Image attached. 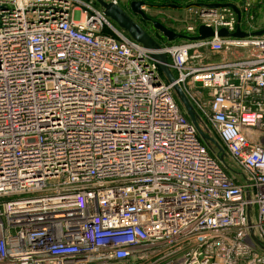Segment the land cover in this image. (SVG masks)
Returning a JSON list of instances; mask_svg holds the SVG:
<instances>
[{"label": "built area", "instance_id": "obj_1", "mask_svg": "<svg viewBox=\"0 0 264 264\" xmlns=\"http://www.w3.org/2000/svg\"><path fill=\"white\" fill-rule=\"evenodd\" d=\"M253 2H189L187 38L155 36L221 159L155 51L102 6L0 0V264H264V32L252 34L264 28ZM211 3L235 4L241 19ZM201 25L215 35L191 38ZM238 26L249 35H218Z\"/></svg>", "mask_w": 264, "mask_h": 264}, {"label": "water", "instance_id": "obj_2", "mask_svg": "<svg viewBox=\"0 0 264 264\" xmlns=\"http://www.w3.org/2000/svg\"><path fill=\"white\" fill-rule=\"evenodd\" d=\"M99 4L102 6L105 14L110 17L118 27L125 30L133 39L142 43L146 48L154 50V58L158 61L160 69L163 71L168 81L174 84V90L176 92L177 97L180 100V103L183 105L187 115L190 117L191 121L196 126L200 135L206 139L214 143L218 149L222 152L221 159L224 158V148L223 146L211 135L206 133L198 120V114L189 100L187 94L183 90V88L176 82V78L170 69L168 56L165 52L159 51L161 49L160 43L144 28L142 27L133 17L126 11V9L112 1L106 0H97ZM144 1L142 0H134L130 3V9L133 13L137 15H141L144 19H151L146 11L142 9V5ZM204 3H196V5L201 6ZM212 8H216L219 6L230 5L232 6L238 14L239 20L241 19L240 9L233 3H211L207 4ZM153 27L163 33L170 41H174L179 38H187L186 35L181 34L174 29L168 27L164 23L152 19ZM200 34L198 36L191 37L193 39H203L207 37H211L215 35L214 29L208 27L206 25H201L199 27ZM264 32V29L253 32L252 34L260 35ZM219 36H234V37H245L248 36L249 33H246L241 30L240 26H238L237 30L234 33H230L227 29L222 28L218 31Z\"/></svg>", "mask_w": 264, "mask_h": 264}, {"label": "rangeland", "instance_id": "obj_3", "mask_svg": "<svg viewBox=\"0 0 264 264\" xmlns=\"http://www.w3.org/2000/svg\"><path fill=\"white\" fill-rule=\"evenodd\" d=\"M84 2H93L95 5H99V2L97 0H81ZM106 1H110V0H106ZM112 1V0H111ZM123 2V0H121ZM150 1H155L158 2L159 6H160V2H162L161 0H150ZM194 1H198V0H179V3L182 4V7H178V8H173V7H167V8H159L158 5H155L154 8L147 6L146 8V13L150 16H153L154 18L160 19L165 25H167L168 27L181 32V31H185V27L187 26V24L189 23V17L192 16V10L190 8H187L185 6V4L189 3V2H194ZM228 1H236V2H243V1H247V0H226ZM261 1V3H258L257 0L256 2L252 3L251 9L252 12H256V17H255V21H257L258 26L263 27L264 28V0H259ZM123 4V3H121ZM78 6V5H77ZM144 24L146 26V29L149 30L150 32L152 31L155 36L158 37L157 32L153 31L154 27L153 25L146 23L144 21ZM184 39L179 38L174 40V42H179V41H183ZM249 52V48H242V49H230L225 51L223 54L226 56V58H235L237 56L240 55H247V53ZM208 56L211 58V60H217V58L219 57V55L217 54H211L208 53ZM199 92V91H198ZM202 94L201 98L203 99H207V94L206 91L201 90ZM213 134L212 136L218 141V136L215 133H211ZM209 146L211 147V149L213 151H215L216 153H218L219 155H221V152L219 151V149L217 148L216 145H214L213 143H210ZM225 161L232 164L234 166V168L237 169V166L234 164V162L231 160V158H229L227 156V154L225 155Z\"/></svg>", "mask_w": 264, "mask_h": 264}, {"label": "flooded vegetation", "instance_id": "obj_4", "mask_svg": "<svg viewBox=\"0 0 264 264\" xmlns=\"http://www.w3.org/2000/svg\"><path fill=\"white\" fill-rule=\"evenodd\" d=\"M162 2H160V6L158 4V2L155 1H150V0H144V2H148V6L154 8L155 5H158L159 8H167V7H173V8H180L182 7V4L179 3V0H161ZM126 11L128 13H130V15H132V17L142 26L146 29V26L144 24V21L146 23H149L152 25V19H144L141 15H137L135 13H133L130 9V7H125ZM147 30V29H146ZM148 31V30H147ZM150 32V31H149Z\"/></svg>", "mask_w": 264, "mask_h": 264}, {"label": "trees", "instance_id": "obj_5", "mask_svg": "<svg viewBox=\"0 0 264 264\" xmlns=\"http://www.w3.org/2000/svg\"><path fill=\"white\" fill-rule=\"evenodd\" d=\"M198 1H201V0H198ZM216 1H221V2H227L226 0H216ZM99 6V5H98ZM148 15V14H147ZM151 19H154V20H158V21H160V22H162L160 19H157V18H154L153 16H150V15H148ZM163 23V22H162ZM153 31H155V32H157V34L159 35V32H158V30H156L155 28H154V30ZM148 32H149V30H148ZM127 33V32H126ZM154 38H156L155 37V34L151 31V32H149ZM128 34V33H127ZM178 98V97H177ZM178 100H179V98H178ZM180 101V100H179ZM218 141L221 143V141H220V139L218 138ZM209 144V143H208Z\"/></svg>", "mask_w": 264, "mask_h": 264}]
</instances>
